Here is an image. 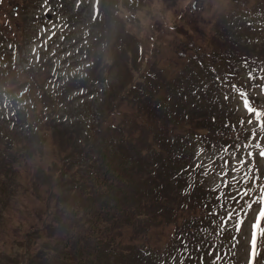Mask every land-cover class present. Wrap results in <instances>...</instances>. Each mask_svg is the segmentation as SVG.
Listing matches in <instances>:
<instances>
[{
    "label": "rangeland",
    "instance_id": "374dc122",
    "mask_svg": "<svg viewBox=\"0 0 264 264\" xmlns=\"http://www.w3.org/2000/svg\"><path fill=\"white\" fill-rule=\"evenodd\" d=\"M262 2L264 0H0V20L9 16L21 23L18 31L12 32L10 29L4 36V30L0 28V67L7 61L10 53H15L17 69L20 70L17 73L20 83L11 90L4 87L5 92L0 95V126L8 129L6 132L12 139L11 145L26 154L28 151L32 152V158L27 157L23 165L20 190L12 199L0 202V207L5 206L0 239L40 227L49 217L61 216L64 206L77 196L71 197L77 186L78 175L88 171L86 169L91 165L94 155H99L102 150L108 134H103L104 127L109 122L119 121L121 111L131 107L130 98L136 92L134 85L137 78L154 68L162 69L168 75L169 71L180 67V63L187 57L183 55L182 49L188 48L185 45L189 44L188 40L199 43L203 52V46L214 44L217 52L233 56L237 45L240 48L244 44L242 41L248 40V45L244 44L248 46V50L242 46L237 57H227L228 62L229 59L232 60L235 69L225 71V68L219 73H232L233 77L227 82V75L214 96L220 95L225 99L230 93L229 86H236V79L240 78L249 88L253 87L255 90L252 103L257 108H264V93L260 89V85L264 84ZM179 11H186L188 23H179L176 20L175 14ZM260 18L263 19L261 29ZM175 20L178 23L176 25ZM224 20L232 21H227L226 30L222 27ZM244 24L247 35L241 37ZM140 39L145 41V49L142 51L139 47ZM151 42L164 43L159 54L164 62H155L152 57L153 49L148 44ZM245 55L247 62L243 59ZM257 55L262 59H257ZM171 62L176 68L172 67ZM14 74L16 73L10 68L3 72L4 85L7 86ZM172 87L179 92L178 86ZM38 88L42 90L45 98L57 103L79 102L85 109V114L81 115L77 105L72 109L68 107L63 120L51 125L55 115L51 119V116H46L43 112L44 108L35 95ZM60 94L64 101L57 99ZM237 97L239 98L238 91ZM233 103V107H236V100L230 104ZM113 105L114 109L110 110ZM169 106L168 116L164 119V123L169 126L161 132L159 138L167 147H164V152L153 151V166L146 174L144 184L150 182V177L159 175L161 180L154 184V188L172 196L168 187L173 182V176L166 168L165 159L169 152L180 153L178 146H185L191 159L190 164L196 173L197 164L213 166L216 172L210 174V179L220 183L218 173L222 168L219 156L231 160L229 153L221 151L226 146L230 148L234 145L231 144L230 136L224 130L223 138L214 144L211 141L212 134L211 137L204 135L207 129L202 134L204 136H181V130L185 126V114L178 113L182 109L178 103L171 100ZM237 107L245 114L244 121H247L249 114L242 101L237 103ZM36 108L42 115L41 118L36 116ZM186 108L196 112L199 109L208 110L209 105L189 96L186 99ZM224 108L225 113L221 120L226 123L230 118L233 120V117L227 112L225 104ZM56 110L60 109L53 108V113ZM135 116L138 120L142 117L139 113ZM33 118L39 128L33 133L35 136H25L22 127L27 128L28 122L34 124ZM253 127L246 123L243 125L244 141ZM215 129L221 130L220 126ZM89 130L92 133L88 138ZM99 139L102 140L101 148L100 144L95 143ZM261 142L264 143V133H261ZM248 150L254 152L250 164L256 177L264 178V158L259 157L258 150ZM69 158L71 160L66 162ZM170 164L168 163L169 169H172ZM198 169L201 171L203 168ZM29 176L36 181V190L30 189L34 181L28 188L24 187V180ZM205 178L207 179L206 176ZM53 181L55 183L51 185ZM190 184L185 180V185L177 189L184 194L188 193ZM52 187L55 191L50 193ZM256 211L258 206H254L247 213L245 235L237 238L233 246L226 248L232 250V255L237 260L230 258L234 262L224 260L221 264H248L251 224ZM52 231L54 234L46 243L52 244L55 242L54 237L65 235V230L59 228ZM147 231L148 244L150 240L152 242L159 238L157 228L155 236L150 237L154 226H149ZM35 236L37 243L46 238L44 229L40 228ZM212 252L218 257L219 250L211 249ZM174 254L177 258V249ZM205 259V256L198 257L193 264H204ZM255 264H264V241L260 242Z\"/></svg>",
    "mask_w": 264,
    "mask_h": 264
},
{
    "label": "trees",
    "instance_id": "16d2710c",
    "mask_svg": "<svg viewBox=\"0 0 264 264\" xmlns=\"http://www.w3.org/2000/svg\"><path fill=\"white\" fill-rule=\"evenodd\" d=\"M185 13L176 12L179 23H188ZM176 20L174 25L178 24ZM227 21L231 20H224L222 27L225 30ZM14 26L15 22L10 28ZM140 41L142 51L145 41ZM187 42L189 44L185 45L188 48L182 49L187 57L180 67L176 68L171 62L176 69L169 71L168 75L166 71L154 68L137 78L134 85L136 92L130 98L131 107L121 111L119 121L109 122L104 127L103 134H108L102 150L99 155H94L86 169L89 172L86 175L81 173L83 178L76 188L75 200L64 206L60 217H49L40 227L0 239V264H170L180 245L195 246V249L200 245L206 206L196 196L198 184L193 180L196 170L190 164L185 146H178L180 153L169 152L165 159L166 168L173 176V182L168 187L171 197L154 188V184L161 180L159 175L150 177V182L145 184L142 175L139 177L137 174L134 178L136 165L140 164L143 168L140 172H150L153 151L164 152V147H167L159 138L169 126L164 119L168 116L171 100L182 108L178 113L185 114L181 136L196 134L211 137L213 129L218 126L224 129L219 119L224 99L214 94L227 77L226 73L219 71L226 67L235 69L232 60L228 62L227 59L233 54L217 52L214 44L203 46V52L199 43ZM148 44L153 49L152 55L161 61L159 54L164 43ZM208 48L209 51H206ZM175 85L178 86V93L173 90ZM189 96L209 105L208 110L195 112L187 109L186 99ZM138 113L142 115L139 120L135 116ZM206 129L207 133L202 135ZM91 133L89 130L88 138ZM95 143L101 148V139ZM132 156H141V159L133 162ZM27 157L32 158L31 151L26 154L11 145V140L0 135V167H4L0 168V202L12 199L20 190ZM168 163H171L172 169H169ZM185 180L191 184L189 192L184 194L177 187L184 186ZM33 181L30 189L36 190V181ZM54 191L52 187L50 193ZM47 195L50 196L49 193ZM4 214L3 205L0 207V225ZM149 226H154L150 237L155 236L157 228L159 238L150 240L148 244ZM40 228L44 229L46 238L37 243L35 235ZM55 228L65 230V235L54 237L52 244L46 243L48 238H52ZM209 232V236L213 234V228Z\"/></svg>",
    "mask_w": 264,
    "mask_h": 264
},
{
    "label": "snow or ice",
    "instance_id": "6c2138e0",
    "mask_svg": "<svg viewBox=\"0 0 264 264\" xmlns=\"http://www.w3.org/2000/svg\"><path fill=\"white\" fill-rule=\"evenodd\" d=\"M235 87L233 85L234 89ZM260 89L264 93V84L260 85ZM237 91L245 111L249 114L247 121L242 120L240 124L246 123L254 127L243 143L237 142L230 148L226 146L221 150L229 153L231 160L219 156L222 170L218 173L220 183L215 188L217 202L210 215L219 217L220 232L225 231L230 222L239 231L243 223V216L253 210L254 206H258L254 222L251 224L248 258V264H255V259L260 250V242L264 241V178L258 179L256 177L255 171L250 164L254 152L248 149L258 150L259 157L264 158V143L261 142V133H264V108H257L249 100L245 91ZM196 167L204 168L205 165L201 163L197 164ZM234 205H240L241 207L236 208ZM217 208L223 210L225 215L220 216L216 210ZM185 247L187 246L185 245Z\"/></svg>",
    "mask_w": 264,
    "mask_h": 264
}]
</instances>
